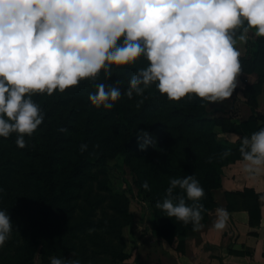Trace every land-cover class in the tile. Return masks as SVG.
I'll use <instances>...</instances> for the list:
<instances>
[{
  "label": "clouds",
  "instance_id": "1",
  "mask_svg": "<svg viewBox=\"0 0 264 264\" xmlns=\"http://www.w3.org/2000/svg\"><path fill=\"white\" fill-rule=\"evenodd\" d=\"M250 34L264 38V0H0V137L15 133L17 146L27 147L25 137L45 119L34 96L63 94L101 73L110 81L114 69H130L141 60L147 63L131 74L126 90L119 78L95 83L92 106L111 110L122 96H135L141 98L139 108L153 85L173 102L193 96L226 101L238 87ZM137 139L141 151L155 143L143 130ZM87 147L81 144V153ZM239 152L246 174H264V127L240 138ZM143 188L150 191L147 181ZM176 189L181 194L174 196ZM204 196L194 175L171 178L155 207L200 231L204 207L198 202ZM215 217L213 229L223 231L229 212L217 207ZM12 232L10 215L0 210V247ZM50 264L80 260L53 256Z\"/></svg>",
  "mask_w": 264,
  "mask_h": 264
},
{
  "label": "trees",
  "instance_id": "2",
  "mask_svg": "<svg viewBox=\"0 0 264 264\" xmlns=\"http://www.w3.org/2000/svg\"><path fill=\"white\" fill-rule=\"evenodd\" d=\"M146 63L141 60L133 68L114 69L110 81L101 73L96 81H82L78 87L63 94L34 96L45 119L33 136L25 137L27 147L17 146L15 133L7 139L0 137V141L21 154L22 173L34 182V193L30 198L22 195L21 199L13 200L21 216L31 221L25 231L23 247L16 252L13 262L3 264H34L38 248L46 243L56 221L69 226L71 233L75 232L80 239L92 229L87 240L94 249L106 247L109 264L126 259L127 253L112 241L111 236L119 233L123 224L131 223L127 202L114 199L107 207L102 205L99 212L97 208L103 202H90L93 194V184L89 185L90 170L96 169L98 176L104 171L107 160L115 157L121 158L130 171L131 190L136 188L148 201L151 229L156 237L168 242L177 239L181 245L187 234L196 232L191 224L169 218L155 207L157 201L165 198L171 178L196 177L205 192L198 203L204 207L202 222L206 221L213 193L220 187L222 167L231 160V154L223 155L231 151L229 144L216 138L215 127L219 123L207 110L208 101L194 96L180 102L169 101L154 85L146 90V99L139 108L136 101L141 98L135 96L131 100L122 96L111 110L98 109L89 100V93L95 91V83H114L119 78L124 81L122 90H126L131 74ZM242 63V72L264 76V38L254 37L249 41ZM255 87L245 88L252 104ZM229 127L232 131L251 135L264 127V117L250 116ZM61 128L66 131H59ZM141 130L150 133L155 140L146 151L140 150L137 139ZM81 144L88 146L87 151L81 153ZM145 181L150 191L143 188ZM178 194H181L180 190H174V196ZM83 196L88 199L81 200ZM185 199L189 205L193 203L186 196ZM84 209L88 211L85 216ZM0 210H3L1 206ZM67 234L69 237L70 232ZM104 235L109 237L107 241L112 248L108 249L109 246L102 243Z\"/></svg>",
  "mask_w": 264,
  "mask_h": 264
},
{
  "label": "crops",
  "instance_id": "3",
  "mask_svg": "<svg viewBox=\"0 0 264 264\" xmlns=\"http://www.w3.org/2000/svg\"><path fill=\"white\" fill-rule=\"evenodd\" d=\"M246 54V46L243 56ZM264 71V65H263ZM256 86L252 104L245 88ZM207 110L217 119L216 138L226 141L231 160L222 167L220 187L200 231L187 234L181 245L154 234L140 236L128 261L141 264H264V174L252 177L243 171L239 139L250 136L230 129L250 116L264 117V76L242 72L233 96L223 102H208ZM259 118V122H261ZM217 207L230 214L227 227L220 232L212 225ZM251 214V216H250Z\"/></svg>",
  "mask_w": 264,
  "mask_h": 264
},
{
  "label": "rangeland",
  "instance_id": "4",
  "mask_svg": "<svg viewBox=\"0 0 264 264\" xmlns=\"http://www.w3.org/2000/svg\"><path fill=\"white\" fill-rule=\"evenodd\" d=\"M254 37L250 34V40ZM244 49L245 46L242 48V52ZM22 172L21 154L10 148L4 141H0V189L3 190L0 191V206L8 212L13 224L11 238L3 247H0V264L13 262L16 252L23 247L25 231L31 221L30 218L21 216L19 209L13 203V200L21 199L22 195L30 198L34 193V182ZM89 176L92 178L89 185L93 184V194L90 202H103L98 206V212L102 205L107 207L114 199L116 201H126L128 204L129 213L132 215L131 223L123 224L119 233H115V236L112 235L111 239L129 257L140 236H147L150 233L155 234L151 229L152 215L149 203L136 188L133 187L131 190L132 177L130 171L119 157L107 160L104 171L99 173L98 176L96 169L92 168ZM87 199V196H83L81 200L85 201ZM76 201L79 202L80 200L77 199ZM87 213L88 211L84 209V216ZM71 230L63 222L58 224L57 221L54 222L51 226V235L35 254L34 264H50V258L53 256L68 260L76 258L80 260V264H109V254L106 247L94 249L93 244L87 240V234H90L92 229L85 233V241V238H78L75 232L71 233ZM67 232H70L69 237ZM66 238H68L67 242H65ZM102 238L106 239L102 243L108 247L107 240L109 237L104 235ZM74 246L77 247L74 248ZM88 247L90 249L86 252ZM110 248L112 247L109 246L108 249ZM128 257L122 261L116 260L113 264H141L134 259L131 262L128 261Z\"/></svg>",
  "mask_w": 264,
  "mask_h": 264
}]
</instances>
